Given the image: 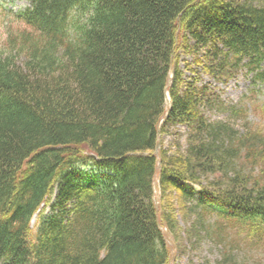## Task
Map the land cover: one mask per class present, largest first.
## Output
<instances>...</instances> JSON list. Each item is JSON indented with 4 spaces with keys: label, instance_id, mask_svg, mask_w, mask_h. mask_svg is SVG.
<instances>
[{
    "label": "trees",
    "instance_id": "obj_1",
    "mask_svg": "<svg viewBox=\"0 0 264 264\" xmlns=\"http://www.w3.org/2000/svg\"><path fill=\"white\" fill-rule=\"evenodd\" d=\"M27 1L0 54V264H175L165 228L177 252L259 240L264 132L203 75L264 84L260 0Z\"/></svg>",
    "mask_w": 264,
    "mask_h": 264
},
{
    "label": "rangeland",
    "instance_id": "obj_2",
    "mask_svg": "<svg viewBox=\"0 0 264 264\" xmlns=\"http://www.w3.org/2000/svg\"><path fill=\"white\" fill-rule=\"evenodd\" d=\"M256 3L264 6V0L257 1ZM27 4L28 2L25 0H19L13 4L8 3L7 0H0V54L4 53V55H6L7 53H11V51L14 53L16 52L14 47L10 49L11 43L8 45V41L6 39L10 31H16L22 27L21 19L16 16V11L17 9L24 8ZM89 14L90 10L77 9L71 14V18L75 19V26L78 25V23L85 24ZM187 58L189 61L191 60L189 57ZM183 59L185 58H181V68L185 71L184 76L189 78L191 70L187 67L188 63ZM203 77L204 81L218 85L223 90L222 95L224 99L229 102H233L238 107L243 108L242 115L236 118L241 126H252V129L261 128L264 132V87H262V89H260V86L254 87L251 84L250 77L246 73L245 68H243L236 77H233L226 83L214 80L207 75H203ZM211 117L223 118L227 117V114L220 111L215 114H211ZM186 129L187 128L184 125L176 126V130H172L175 132L174 134L172 133L171 135H166L165 146H174L176 141V132L179 131L183 133ZM179 142L180 144H178V147L182 145L180 148L184 150L187 143L185 142V138H181ZM49 212H51V208H47L46 213ZM38 216L39 215H36L32 221V225L35 226V229L38 225ZM178 218L181 221L180 233L183 237H185L186 233L183 231L185 230V227L187 228L191 225L192 220L188 223L183 221L180 216H178ZM206 220L208 223H214L213 218L206 217ZM164 230L166 232V239L168 240L170 246L173 245L172 261L175 264H187L191 261L195 264H221L220 260L222 259L224 252L235 254L238 262L241 264H264V235H260V239L254 241L251 239V234L247 235L246 233H242L235 236V234L230 232L231 229L228 226L227 231L229 232V237H224H228V239H236L230 248V245L228 246V242L226 244L227 240L224 241L225 239L223 240L221 238L222 241H220L215 234L211 238L208 233L204 234L202 231L200 234L198 233V235H191L185 238L184 243L187 244V246L189 245V250L177 252V247H175V241L172 238L171 232L167 228ZM233 246L235 248H233Z\"/></svg>",
    "mask_w": 264,
    "mask_h": 264
}]
</instances>
